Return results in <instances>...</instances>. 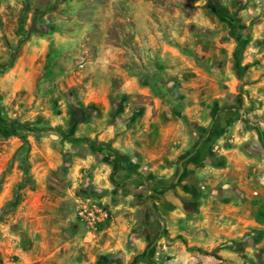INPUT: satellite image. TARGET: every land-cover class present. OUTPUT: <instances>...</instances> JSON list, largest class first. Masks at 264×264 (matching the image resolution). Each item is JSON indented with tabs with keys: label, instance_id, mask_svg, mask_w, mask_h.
Instances as JSON below:
<instances>
[{
	"label": "rangeland",
	"instance_id": "rangeland-1",
	"mask_svg": "<svg viewBox=\"0 0 264 264\" xmlns=\"http://www.w3.org/2000/svg\"><path fill=\"white\" fill-rule=\"evenodd\" d=\"M0 69V264H264V0H0Z\"/></svg>",
	"mask_w": 264,
	"mask_h": 264
},
{
	"label": "trees",
	"instance_id": "trees-1",
	"mask_svg": "<svg viewBox=\"0 0 264 264\" xmlns=\"http://www.w3.org/2000/svg\"><path fill=\"white\" fill-rule=\"evenodd\" d=\"M2 72H3V70L0 69V74ZM72 116H73V120L76 124H80L84 121V112L81 108H75ZM0 123H5L2 118H0ZM78 140L87 143V138H78ZM116 171H117V167H116V165H113L111 174L113 175Z\"/></svg>",
	"mask_w": 264,
	"mask_h": 264
},
{
	"label": "built area",
	"instance_id": "built-area-1",
	"mask_svg": "<svg viewBox=\"0 0 264 264\" xmlns=\"http://www.w3.org/2000/svg\"><path fill=\"white\" fill-rule=\"evenodd\" d=\"M94 209H87L86 206L80 207L78 211V215L81 216V219L87 221L89 224L94 221L95 218H97L94 214V212H100L101 211L93 206ZM94 210V211H93ZM103 214V213H102ZM105 216V214H103Z\"/></svg>",
	"mask_w": 264,
	"mask_h": 264
}]
</instances>
